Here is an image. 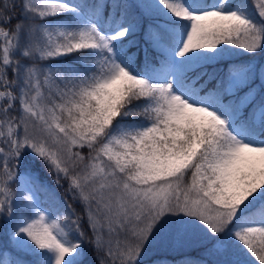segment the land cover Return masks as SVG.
I'll return each instance as SVG.
<instances>
[{"label":"snow or ice","instance_id":"6c2138e0","mask_svg":"<svg viewBox=\"0 0 264 264\" xmlns=\"http://www.w3.org/2000/svg\"><path fill=\"white\" fill-rule=\"evenodd\" d=\"M262 53L264 0H0V264H264Z\"/></svg>","mask_w":264,"mask_h":264},{"label":"trees","instance_id":"16d2710c","mask_svg":"<svg viewBox=\"0 0 264 264\" xmlns=\"http://www.w3.org/2000/svg\"><path fill=\"white\" fill-rule=\"evenodd\" d=\"M141 44L143 45V41H141ZM132 51H135V49H132ZM77 55H86V53H79L70 55L68 57L62 58L60 61H52V63H69L74 62L76 60ZM232 59L236 60H246L249 59V57L244 53L241 52L237 54L235 57H231ZM261 60H264V53L258 54L256 57V62H260ZM79 65H77L78 67ZM211 71V67L208 69ZM137 121H140L142 118L137 116L135 118ZM85 154H87L88 150L85 148L82 150ZM19 171L21 173L23 172H30L34 177L38 180V187L39 185H43L44 187L39 190L37 193V199L40 203V206L46 209H50L52 207L50 201H49V195L54 193L55 197L58 199L59 204L62 205L61 211L66 209V204L71 203L73 207L76 209L78 213L82 212L83 209L81 205L77 202H74L71 200L70 196H67L65 189L67 188V181L61 180V184L57 185L55 183V178L52 174H50L45 166V164L38 158L28 155L26 156L20 166ZM44 189H47L46 192ZM85 229V242H84V250H85V258H84V264H98L96 255L97 252L92 248V246L87 242V236L90 234L88 232V228L86 223L83 225ZM0 236L2 238L3 231L0 229ZM3 244H7V239L3 236ZM162 244H157V248L155 249H149L147 248L144 255L141 257L140 264H185L186 258H192L197 259L201 258L200 254L195 250L194 246L190 245H184V246H166V247H159ZM100 255H103V253H100ZM234 259L238 260L240 264H251V261L254 260L253 257H250L247 254L238 252L237 255L234 257ZM258 264V262H257Z\"/></svg>","mask_w":264,"mask_h":264},{"label":"rangeland","instance_id":"374dc122","mask_svg":"<svg viewBox=\"0 0 264 264\" xmlns=\"http://www.w3.org/2000/svg\"><path fill=\"white\" fill-rule=\"evenodd\" d=\"M242 51H240V50H238V49H236V50H234L233 51V56L232 57H235L237 54H239V53H241ZM23 173H25V172H23ZM0 243H3V236H2V238H1V236H0ZM157 244L158 243H153V245L152 246H150V247H148L149 249H155V248H157ZM159 247H166V245H160ZM96 258H97V255H96Z\"/></svg>","mask_w":264,"mask_h":264}]
</instances>
